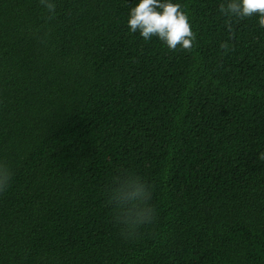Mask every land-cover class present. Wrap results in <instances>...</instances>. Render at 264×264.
Instances as JSON below:
<instances>
[{
	"label": "trees",
	"instance_id": "obj_1",
	"mask_svg": "<svg viewBox=\"0 0 264 264\" xmlns=\"http://www.w3.org/2000/svg\"><path fill=\"white\" fill-rule=\"evenodd\" d=\"M174 2L190 49L131 32L138 0H0V264H264V27Z\"/></svg>",
	"mask_w": 264,
	"mask_h": 264
},
{
	"label": "clouds",
	"instance_id": "obj_2",
	"mask_svg": "<svg viewBox=\"0 0 264 264\" xmlns=\"http://www.w3.org/2000/svg\"><path fill=\"white\" fill-rule=\"evenodd\" d=\"M40 3L50 13L55 12L53 0H40ZM220 7L223 14L230 17L258 14L259 26L264 27V0H226ZM127 24L131 32H138L145 41L156 36L173 50L177 46L190 49L195 38L187 13L174 0H138L130 8ZM259 158L264 159V152L259 153ZM10 176L11 171L0 163V192L6 190ZM150 196L151 186L135 175L121 181L111 196L118 210V221L128 236H133L140 225L151 222L155 208L149 204Z\"/></svg>",
	"mask_w": 264,
	"mask_h": 264
}]
</instances>
